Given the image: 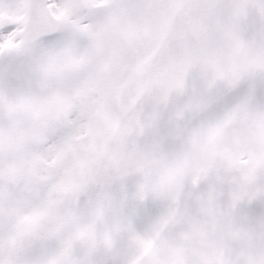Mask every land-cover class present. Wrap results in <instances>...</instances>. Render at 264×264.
Returning <instances> with one entry per match:
<instances>
[{"label": "snow or ice", "instance_id": "1", "mask_svg": "<svg viewBox=\"0 0 264 264\" xmlns=\"http://www.w3.org/2000/svg\"><path fill=\"white\" fill-rule=\"evenodd\" d=\"M0 264H264V0H0Z\"/></svg>", "mask_w": 264, "mask_h": 264}]
</instances>
